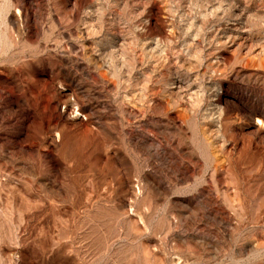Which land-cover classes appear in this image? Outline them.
<instances>
[{
    "label": "rangeland",
    "instance_id": "rangeland-1",
    "mask_svg": "<svg viewBox=\"0 0 264 264\" xmlns=\"http://www.w3.org/2000/svg\"><path fill=\"white\" fill-rule=\"evenodd\" d=\"M0 264H264V0H0Z\"/></svg>",
    "mask_w": 264,
    "mask_h": 264
}]
</instances>
